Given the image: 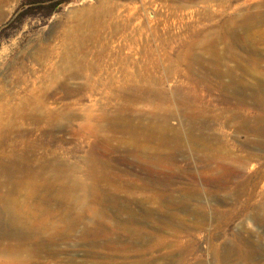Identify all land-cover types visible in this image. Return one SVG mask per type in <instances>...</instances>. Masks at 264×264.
<instances>
[{
	"label": "rangeland",
	"instance_id": "obj_1",
	"mask_svg": "<svg viewBox=\"0 0 264 264\" xmlns=\"http://www.w3.org/2000/svg\"><path fill=\"white\" fill-rule=\"evenodd\" d=\"M253 92L264 95V0H0V264L138 262L142 247L112 228L126 217L111 200L134 210L130 193L141 199L156 181L202 208L190 217L149 204L191 243L184 254L159 248L155 236L179 238L137 224L154 237V264H169L167 250L175 264H221L226 248L243 264V241L264 255V224L233 196L242 184L264 203V111L248 105ZM138 146L162 163L144 164ZM213 157L225 165L209 170ZM18 229L20 239L1 236Z\"/></svg>",
	"mask_w": 264,
	"mask_h": 264
},
{
	"label": "bare ground",
	"instance_id": "obj_2",
	"mask_svg": "<svg viewBox=\"0 0 264 264\" xmlns=\"http://www.w3.org/2000/svg\"><path fill=\"white\" fill-rule=\"evenodd\" d=\"M180 1H183V0H180ZM183 3H182V5H183ZM176 4L177 3H175V5ZM177 7H179V6L177 5ZM218 75L221 76L222 78L225 77V75H221V73L220 74L218 73ZM242 90L244 92L247 91L245 89H242ZM249 99L251 100V104H248V102L246 101L245 98L239 99V100L233 99V100L229 101V104L234 106V107H244L245 105L248 104L257 110H263L264 111V95L253 92V93H251V95H249ZM164 142H165V145L169 147V143L166 141H164ZM135 151H137L136 154L141 158V160H143L144 164L153 165V167H155V166L158 167V165H160L162 163L161 158H159L160 152H154L153 153V151H150L149 148H147L146 146H138V148ZM203 161H199V162H203ZM218 161H220L219 164L221 162L223 164V162L226 160L225 159H219L218 157H213L210 159V161H205L206 168H208L209 170H212V167H213L212 164H216ZM222 164H220V165L222 166ZM217 165H216V167H217ZM223 165H225V164H223ZM226 166H228V165H226ZM224 167H221V170H222V168L224 169ZM218 169H220V168H217V170ZM225 170L227 171L230 169H229V167H226ZM132 180H133L132 183H135L136 185L140 183V181H139L140 179L138 177H136L135 179H132ZM103 181H105V180H103ZM74 184L72 185L73 186L72 188L78 187L77 185H74ZM140 188H141V192L143 194L147 193V192H149V193L146 194L141 199L136 197L135 192L130 193L129 198L133 202L134 210H131L130 207H126V205H128L129 202L125 203L126 201H123V203H125L124 206L118 207L116 205L117 200H114V199L111 200V202L113 204H115V206H116V207L113 206L115 208V215L119 219L126 217L125 222H116L112 225V228L116 229V230L127 229L128 238L130 239V245H132L131 248H133L135 246H141L142 247L141 250L134 251V255L138 256L139 261L134 262L132 264H154L152 259H150V257H149L150 251L147 250V248H149L152 244L151 239H154V237L151 234H147L140 227H137V224H139V223H143V224L149 223V225H150V223H151V225L153 223V225H155V224L160 225V227H163L164 230H166V233L169 231H172L173 234H172V232H171V234L174 235V237L179 238V241H178L179 245H177V246L171 245L170 246V245H167L166 240H164L162 238H158L157 236H155V238L158 239L157 247H159V248L164 247L165 249H167L168 247H177L180 249L182 254L189 251L190 246H188V245L191 243H188L187 241L183 240V237H180V235L177 236L176 231H177V228H180V226L178 227V225H179L178 223L176 225H171L173 223L172 220L174 218L173 214L172 215L168 214L165 216V215H163L164 213H162V215H161V212H160L161 211L160 208H162L161 204H165L166 206L176 208V209H178V211L183 210L186 213H188V215L190 217L200 216L198 210H200L202 208V204L199 202L196 204V206H197L196 208L191 209V207H190L191 204L187 199V198H189V197H187V193L183 194L180 197L179 201H177V198H174V196H172V194L163 190L164 187L158 181L153 182V183H145ZM83 189L86 190L85 187H83ZM134 190H138V187L137 186L134 187ZM87 192L88 191H86V193ZM116 192L121 193V192H125V191H124L123 187H120ZM233 194H234L233 196H235V202L237 204H239L243 208V210H245V211L246 210H252L253 212H255L256 221L259 224H264V203L257 205V203L255 202V200L257 198V194L254 192V190H251L248 192L246 189L243 188V186L241 184L240 188L236 191V193H233ZM140 195H139V197H140ZM242 196H246V199L242 200ZM191 199H193V197ZM119 202L121 203L120 199H119ZM224 203H227V202H224ZM149 204H150V206L154 205V204H158V206L161 205V207L159 208V210L155 211V210H152V208L150 209ZM12 211H13V209L10 210L9 212H7L5 210V213L10 214V213H12ZM87 211L90 213L91 209H88ZM0 214H1V212H0ZM70 214H71L70 210H62L61 211V215H62L63 219H66L67 216ZM81 219H82V216L80 214L77 215V217L73 220V226L79 225ZM94 219L96 221V224L99 226V231L97 234H101V228L103 229L107 225L106 224L107 217L104 214L98 213V214L94 215ZM15 221L16 220L14 218L11 219V224L9 223V225L16 226ZM168 221H170V222H168ZM66 222H68V221H66ZM0 223H2V224L5 223L3 221V219H1V217H0ZM65 232H66V226H64L63 230L60 231L61 236L65 235ZM171 234H169V235H171ZM1 236L2 237H4V236L13 237L14 239L22 238L19 229L14 230V231L4 232ZM44 242H46V244H50L51 240L47 239ZM242 244H243L245 249L240 251L238 257H239V260L243 262V264H264L263 263L264 261L263 262L259 261V259H261V261L264 260V255L261 253V250H259V248H258L261 245H258V247H257V245H253L251 241H243ZM100 245H101L102 249H107L110 247V244L107 242H101V243H99V246ZM5 249L6 248L0 246V255H2L1 251L2 250L5 251ZM51 254H54V253L52 252ZM172 255L173 254L167 250L165 253L162 254V257L165 260H167L169 262V264H175L176 263V257L172 256ZM234 256H235V252H233L232 249L226 248L225 253L221 259V264H231ZM257 261H259V262H257ZM118 264H120V263H118ZM180 264H186L184 259L180 260Z\"/></svg>",
	"mask_w": 264,
	"mask_h": 264
},
{
	"label": "trees",
	"instance_id": "obj_3",
	"mask_svg": "<svg viewBox=\"0 0 264 264\" xmlns=\"http://www.w3.org/2000/svg\"><path fill=\"white\" fill-rule=\"evenodd\" d=\"M58 6H60V4H59ZM56 7H57V6H56Z\"/></svg>",
	"mask_w": 264,
	"mask_h": 264
}]
</instances>
